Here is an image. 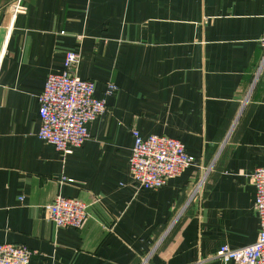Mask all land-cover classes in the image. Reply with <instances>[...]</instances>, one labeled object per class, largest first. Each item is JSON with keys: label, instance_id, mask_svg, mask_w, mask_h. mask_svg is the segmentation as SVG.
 <instances>
[{"label": "crops", "instance_id": "obj_1", "mask_svg": "<svg viewBox=\"0 0 264 264\" xmlns=\"http://www.w3.org/2000/svg\"><path fill=\"white\" fill-rule=\"evenodd\" d=\"M9 1L0 0V242L31 249L28 264H138L145 255L146 264H222L220 245L255 240L247 175L264 165L263 78L224 135L261 54L264 0H21L10 22ZM76 35L75 73L95 96L106 81L117 91L81 146L61 155L35 137L36 97ZM130 129L176 138L212 164L197 201L183 208L194 165L157 189L133 186ZM57 194L87 204L81 227L44 218Z\"/></svg>", "mask_w": 264, "mask_h": 264}, {"label": "built area", "instance_id": "obj_2", "mask_svg": "<svg viewBox=\"0 0 264 264\" xmlns=\"http://www.w3.org/2000/svg\"><path fill=\"white\" fill-rule=\"evenodd\" d=\"M10 20L16 13L25 9L21 0H10L8 5ZM80 36L76 35L72 49L63 51L61 70L48 73L44 79L40 93L36 97L38 128L35 137L39 141L51 144L61 155L70 153L86 140L87 124L93 118L105 113V98L113 95L117 89L112 81H106L102 95L95 96L93 81L80 78L75 73L78 61L77 48ZM261 51L254 66V71L245 95L235 118L228 127L224 142L229 138L241 108L259 78L264 79V36L258 40ZM132 146L128 158L130 181L137 189H157L168 178L175 177L189 166L199 170L197 178L188 191L183 208L201 196L211 169L209 165H201L194 156L187 154L178 139L162 134H149L140 137L135 129H130ZM253 186L254 195L252 211L257 218L256 238L253 242L239 248H231L222 244L215 250V258L222 264L229 260L235 264H264V165L254 167L247 175ZM60 182H71L61 177ZM19 199H21L19 197ZM44 218L56 228L81 227L89 216L88 206L79 198L56 195L51 202L43 204ZM33 251L20 243L0 242V264H28ZM149 255L142 257L138 264H146Z\"/></svg>", "mask_w": 264, "mask_h": 264}, {"label": "bare ground", "instance_id": "obj_3", "mask_svg": "<svg viewBox=\"0 0 264 264\" xmlns=\"http://www.w3.org/2000/svg\"><path fill=\"white\" fill-rule=\"evenodd\" d=\"M10 28V27H9ZM3 42V41H2ZM2 51V50H1Z\"/></svg>", "mask_w": 264, "mask_h": 264}]
</instances>
